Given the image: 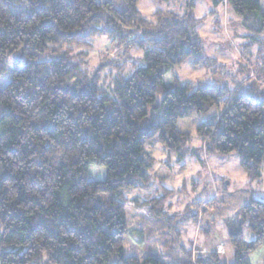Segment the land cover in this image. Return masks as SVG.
<instances>
[{
	"label": "trees",
	"instance_id": "trees-1",
	"mask_svg": "<svg viewBox=\"0 0 264 264\" xmlns=\"http://www.w3.org/2000/svg\"><path fill=\"white\" fill-rule=\"evenodd\" d=\"M17 1L28 9L24 18L0 0V81L12 61L0 88V264H264V201L239 210L228 236L231 261L217 249L195 256L183 248L164 260L143 248L141 212L161 224L181 217L164 211L172 191L143 200L125 195L149 187L155 159L147 146L157 143L182 160L192 150L178 121L213 110L195 128L205 153L236 152L251 181L264 168V89L181 84L173 73L184 63L216 66L190 10L157 9L146 19L140 0H123L122 11L99 0ZM211 3L224 4L246 30L264 33L260 0ZM102 37L138 65L126 61L127 72L125 60L105 58L88 75L85 49ZM135 52L141 56L133 58ZM41 55L52 58L38 62ZM110 66L116 74L105 89L99 77ZM258 73L264 77L263 69ZM93 167L104 170L103 180L90 178ZM255 252L262 263L256 254L250 262Z\"/></svg>",
	"mask_w": 264,
	"mask_h": 264
},
{
	"label": "rangeland",
	"instance_id": "rangeland-1",
	"mask_svg": "<svg viewBox=\"0 0 264 264\" xmlns=\"http://www.w3.org/2000/svg\"><path fill=\"white\" fill-rule=\"evenodd\" d=\"M11 10L20 18L27 16L28 9L17 0H10ZM109 1L115 9L122 11L125 8L123 0ZM194 5L189 8L188 3ZM264 9V0H260ZM137 9L146 19H152V13L157 9L175 11L183 14L190 10L197 19L196 28L203 46L204 53L215 59L216 66L193 67L189 63L173 70L179 83H222L227 89L234 90L241 85L245 90L253 83L258 90L264 89V77L258 70L264 71V33L254 34L246 30L241 24V18L225 5L215 7L211 0H140ZM91 48L85 49L88 53L86 63L82 65L83 71L91 75L106 58L125 60L124 70L128 72L126 61L134 62L132 56L127 59L122 56L123 50L116 48L107 38H94ZM141 56L135 52L133 58ZM52 57L41 55L38 62L50 60ZM12 61L5 62V75L0 81V88L10 80ZM248 72H247V70ZM115 69L106 67L100 73L99 83L105 89L111 87V79L115 76ZM263 78V79H262ZM169 75L165 83L171 84ZM216 114L210 111L206 115L178 121V128L190 135L187 146L191 154L178 161L174 152L167 153L162 146L153 143L147 150L155 159L150 171L148 189L138 187L125 192L128 199H145L146 195L163 196L165 190L172 191L164 198V211L168 216L182 215L174 220L152 221L145 211L141 212V219L147 227L142 234L144 250L153 256L164 260L174 257L180 248L191 249L193 255L216 250L224 256L223 261L232 260V252L228 236L238 224V212L250 200L264 201V168L258 180L251 181L241 168L236 152L226 155L218 153H205L203 143L195 128L208 116ZM264 119V108L262 111ZM90 178L103 180L105 172L102 168L90 169ZM104 199V198H103ZM198 215L196 222L192 217ZM188 216L190 218L186 219ZM176 222V223H175ZM251 239L250 234L244 231V239ZM205 249L207 251L205 252ZM255 252L257 263H262V256ZM171 257V259H173ZM160 259V258H159Z\"/></svg>",
	"mask_w": 264,
	"mask_h": 264
},
{
	"label": "clouds",
	"instance_id": "clouds-1",
	"mask_svg": "<svg viewBox=\"0 0 264 264\" xmlns=\"http://www.w3.org/2000/svg\"><path fill=\"white\" fill-rule=\"evenodd\" d=\"M247 238H248V237H247V236H245V240H247ZM206 251H207V249H205V252H206Z\"/></svg>",
	"mask_w": 264,
	"mask_h": 264
}]
</instances>
